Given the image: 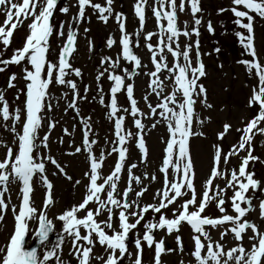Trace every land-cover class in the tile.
Instances as JSON below:
<instances>
[{
	"label": "snow or ice",
	"instance_id": "snow-or-ice-1",
	"mask_svg": "<svg viewBox=\"0 0 264 264\" xmlns=\"http://www.w3.org/2000/svg\"><path fill=\"white\" fill-rule=\"evenodd\" d=\"M114 0H106V6L92 3V0H77L78 13L68 23L67 32L64 31L65 22L59 25L51 22L54 12L67 14L69 8L61 6L58 8L59 0H0V9L4 15L3 24L0 25V57L8 50L14 31L24 25V20H30L27 24L28 35L22 47L12 49L10 58L0 59V73L5 72L9 65L21 68V76L24 88L19 89L14 81L17 73L10 74L7 88H17L16 98L21 93L24 95V107H17L11 114L13 126L7 128L18 137L15 151L12 146L4 145L5 154L0 159V220H3L5 212L10 205V185L18 184L19 194L22 202L18 206H11L14 216V234L10 236V242L5 247H0L3 253L0 264H49L55 259V264H71L69 260H63L60 256L61 246L64 239L61 238L56 245L43 253L42 258L37 255V249L24 248L25 235L28 231V221H39L40 243L48 239V233L52 230L53 221L47 218L46 211H40L30 201V193L34 192L35 185L41 184L46 190V197L42 201V208L47 209L55 201L52 196L54 184L48 179L46 164L55 166L53 175L62 176L73 184L80 186L83 181L84 195L81 201L67 210L63 211L57 218L63 222V231L70 238V256L75 257L78 264H123L127 259L129 264H144L143 252L145 246L152 252L151 264H163L162 255L172 252H184L182 237L179 234L183 224L190 226L193 242L192 250L188 253L194 264H264V231L261 230L254 220L249 219L253 211L258 208V217L264 223V182L255 178V172L249 170L250 162L259 160L253 155V140L257 135L264 136V63L260 61V54L255 47L254 24L257 19L264 21V0H230V6L220 8L217 14L231 12L234 19L232 23L243 29L244 32L236 31L234 35L242 45V55L246 59L238 60L237 63L245 67L251 78L257 83L252 88V95L247 107L258 106L256 114L249 119L242 128L236 131L240 134L236 144L230 146L227 152L222 147L226 134L231 125L224 123L222 130L217 133V142L213 144L214 154L212 167L209 175L202 182L198 193L195 185V166L190 154V138L204 136L203 131H197L195 124L203 126L210 117L201 118L196 114V105L199 103L207 109L213 107L207 100V89L199 81L206 77L207 72L200 51L199 27L202 18L197 17L201 11L199 0H157L159 7H153L152 13L156 19L158 32H144L146 15L145 6L148 0H136L134 4L135 17L138 18V29L129 34L126 31L123 13L113 12ZM186 3L190 7L192 25L187 21L180 26L179 13L185 11ZM86 6L91 7L99 13V19L107 23L110 16L118 24L121 33L119 45L121 46L120 57H102L101 64L108 67L97 73V91L99 100L105 105L108 119L114 118V139L105 140L110 149L101 147L97 154L93 147L98 144V138H92L89 119L81 120L84 131L82 141L76 145L73 140L70 143V151L63 154H83L85 163L88 165L83 173L82 179L73 180L66 171V165H62L53 155L49 148L50 132L56 126L57 121H48L47 132L39 135L47 117L43 115L44 110L51 112L54 107L59 106L61 98H66L68 93H62V97L54 96L50 88L61 85L71 89L72 100L66 105L65 111L72 110L79 116L78 101L87 99L86 93L89 87L85 86L81 95L77 84L67 77L75 75L81 77L79 68H74L70 58L76 50L77 25L85 19ZM107 13V14H106ZM166 21V25L161 21ZM246 21V22H245ZM90 29L85 28L87 33ZM207 30L214 34L211 21L207 22ZM65 37L64 43L59 44L58 51L53 49L50 38ZM157 37L156 44L151 41ZM186 38L183 46L180 37ZM195 36L197 39L192 40ZM135 37V40H133ZM143 37L144 48L149 54V63L153 66L151 70L144 72L150 77L148 87L152 94L160 97L156 104L149 102L148 95L142 97L148 108V112L142 111L138 101L134 97L133 75H139L137 69H146L147 65L142 63L141 57L133 50L140 47V38ZM116 40L111 36L107 39L108 48L113 47ZM92 50L89 42V51ZM219 53V47L213 49ZM208 55L210 53H204ZM54 59H49V56ZM172 57L171 63L168 56ZM120 58L129 62L131 67L120 65ZM223 68V65H218ZM120 68L122 74H116ZM107 73V79L112 81L110 86V100L106 104L105 94L100 85L101 78ZM167 73V75H163ZM163 76V78H161ZM165 80L168 83H165ZM169 90L165 92V89ZM126 96L130 107L119 105L118 94ZM95 98V97H94ZM55 101V104L53 103ZM0 114L3 120L10 118L9 103L5 99L3 90H0ZM120 112L130 114L133 118L135 132L125 128V116ZM21 113L24 114V122L17 132L16 124L20 121ZM152 120L151 127L159 124L166 125L168 138L164 140L166 147L162 158V165L158 171L163 174L161 188L153 194L155 203H141L148 187L143 184L145 179L150 182L156 180L153 174L148 173L134 175L133 170L138 167L137 163L128 164L130 149L127 147L129 141L140 154V164H146L148 150L144 133L146 125L141 118ZM68 134V129H63ZM91 134V135H90ZM63 143L62 139L58 140ZM48 150L47 152L42 150ZM240 152L246 153L240 157L238 168L227 169L230 157L239 156ZM116 154V159L109 167V174H104L103 167L106 157ZM264 163V161H261ZM171 169L172 178L168 172ZM122 173L126 176H122ZM125 187L119 188L121 180ZM224 181L223 187L215 183L216 180ZM140 185L139 188L133 187ZM231 191V195L228 193ZM248 195V193H250ZM5 193H9L7 203ZM260 193V195H257ZM258 201V205L253 202ZM175 205L174 208L170 206ZM215 206L218 215L208 213L211 206ZM80 212L84 215L81 217ZM171 212V216L168 213ZM153 214L152 219L146 220V214ZM104 216L103 220H99ZM158 217V218H157ZM142 225L143 232L138 229ZM135 230V231H134ZM154 230H165L166 235L175 232L176 248L166 247L164 239L155 240ZM216 231L219 239L214 240L211 233ZM251 233V235H249ZM132 234L135 238L132 245L135 251L128 247L127 241ZM231 236L237 243L235 246H226V237ZM247 236L250 247L243 244ZM99 245L102 248L100 254H94V249ZM181 264H184L181 261Z\"/></svg>",
	"mask_w": 264,
	"mask_h": 264
},
{
	"label": "rangeland",
	"instance_id": "rangeland-1",
	"mask_svg": "<svg viewBox=\"0 0 264 264\" xmlns=\"http://www.w3.org/2000/svg\"><path fill=\"white\" fill-rule=\"evenodd\" d=\"M22 2V0H18ZM136 0H114L113 2V12H121L126 17L125 26L126 31L131 34L138 29V18L135 17L134 4ZM92 3H99L101 6H106V0H92ZM179 3V0H177ZM61 6H67L69 12L67 14L60 13L58 10L54 12V19L51 21L57 25L60 22H65L64 31L67 32L68 23L72 22L73 17L78 13L77 0H59L58 8ZM230 6V0H199V7L201 11L196 15L202 18V23L199 27L200 31V51L202 53V60L205 65L207 72L206 77L201 78L199 81L207 89V100L208 103L212 104L211 109L204 108L199 103L196 105L197 116L204 118L210 117L203 126L195 124L194 128L197 131H203L204 136H194L190 138V154L195 166V185L197 192L201 190L202 182L209 175L210 169L212 167L214 148L213 144L217 142V133L222 130V125L226 122L231 125V129L226 134L222 142V147L225 152H227L231 145L236 144L239 140L240 134L236 131L237 128L244 127V124L251 119L257 112L258 106L253 108L247 107L249 99L252 95V88L256 85L257 81L251 78L246 69L241 64L237 63L238 60L249 58L247 55H242L243 48L239 43L238 38L234 35L236 31L244 32L243 29H239L238 26L232 23L234 17L231 12H224L217 14V10L220 8H227ZM153 7H159L157 0H148L145 6L146 22L144 27V32L153 31L158 32L156 19L152 13ZM107 14V13H106ZM99 13L86 6L85 9V19H82L77 27V38H76V50L73 56L70 58V62L74 68H79L82 72L81 77H76L71 75L67 77L72 79L79 89L81 95H85V86L89 87V91L86 93L87 99L78 101V107L80 110L79 116H76L74 111H65L66 105L72 100L71 89L66 88L61 85H56L51 87V93L56 97H62V93L67 92L66 98H61L59 101V106L54 107L51 112L44 110L43 115L47 117L44 121V126L41 127L39 135L43 136L47 130L48 121H57L56 126L50 132L49 148L51 150L50 154L53 155L62 165H66V171L69 176L76 179H82L83 173L87 169L88 165L85 163V157L83 154L79 155H67L66 153L70 151V143L75 141L76 145H80L82 141V132L84 131L83 124L80 122L84 119H89L92 126V131L95 136L92 138H98V144L93 147L96 149L97 154L101 147L110 149V145L105 143V140L114 139V118L113 120L108 119V114L105 105H102L99 100V93L97 91V81L95 79L98 72L103 71L108 67V64H101L102 57H111L116 59L120 57L121 46L119 45V39L121 33L118 28V24L113 16H110L107 23L101 21L99 18ZM4 15L2 14V9H0V25L3 24ZM180 26L183 27V22L187 21L189 26L192 25V15L190 7L186 3L185 11L179 13ZM211 21L214 34L209 33L207 30V22ZM30 20H24V25L19 27L14 31V35L11 38V43L8 50L5 52L3 57L0 59L10 58L12 55V49L20 48L23 46L26 36L28 35L27 24ZM246 22V21H245ZM162 24L166 25V21H161ZM90 29L85 33L84 29ZM116 40V44L113 47L108 48L106 41L109 37ZM254 36H255V47L257 52L260 54V61L264 63V21L257 19L254 24ZM65 37L57 38L55 35L50 38L53 49L58 51V45L64 43ZM197 37L193 36L192 40L195 41ZM135 40V37H133ZM89 42H91L92 50L89 51ZM153 44H156L157 37H153ZM181 46L186 43V38L180 37ZM219 47L221 51L216 53L213 51L214 48ZM3 46L0 45V49ZM133 50L138 54L142 63L147 65L146 69H137L139 75H133L132 82L134 83V97L138 101L139 108L148 112L145 101L142 99L143 96L148 95L149 102L153 105L156 104L160 97L152 94L151 89L148 87L150 82V77L144 75V72L151 70L152 65L149 63V54L144 48L143 37L140 38V47H135L133 45ZM204 53H210L205 55ZM49 59H54L53 56H49ZM168 61L171 63L172 57L168 56ZM223 65V68L218 67V65ZM121 68L131 67L129 62L124 61L120 58ZM2 66V65H0ZM116 74H122L121 69L115 70ZM17 73V80L14 83L17 88H24V81L20 78L21 68L15 65H9L5 72L0 73V90L4 91L5 99L9 103L10 118L7 121L3 120L2 114H0V159L4 157L5 147L12 146L15 151V145L18 142V137L11 133L7 128L13 126V120L11 114L14 113L17 107H24L25 97L21 93L19 99L16 98L17 88L8 89L7 82L11 73ZM163 75H167L164 73ZM163 78V76L161 77ZM112 81L107 79V73L101 78L100 85L104 91V98L106 104L110 100V86ZM167 84L168 81L165 80ZM169 89L166 88L165 92ZM95 97V98H94ZM119 105L123 107H130L126 96L121 93L118 94ZM55 104V101L53 102ZM2 107V105H0ZM120 115L125 116V128L127 130L135 132L133 118L130 114L120 112ZM142 123L146 125V130L144 133V138L146 141V147L148 150L147 162L146 164H140V154L138 149L134 146L133 141H129L127 147L130 149L128 155V164L137 163L138 167L133 170L134 175H141L142 173H148L149 176L155 175V181H149L145 179L143 184L148 187V192L144 195L141 203H155L153 200V194L159 188H161L163 183V174H161L158 169L162 165V158L164 155V148L166 147L163 142L168 138V133L166 131V125L161 123L157 127L152 128V120L146 117H139ZM24 122V114L21 113L20 121L15 125L17 132L20 131V126ZM68 129V134H65L63 129ZM91 135V134H90ZM62 139L63 143L59 144L58 140ZM253 155L259 157L258 161L250 162L249 170L255 172V178L264 182V136L257 135L253 140ZM42 151L47 152L44 149ZM246 153L240 152L239 156L230 157V162L226 166L227 169L238 168L241 160L240 157L245 156ZM116 159V154L106 157V164L103 167L104 174H109V167ZM48 179L54 184V189L52 190V196L54 197L55 203L48 207L46 210L43 209L42 201L46 197V190L41 184H36L33 193H30V201H34V205L40 211H46L47 218L53 221L52 224V237L51 240L40 247L38 256L42 258L45 251L51 250L56 243L64 239V243L61 246L60 256L63 260L71 261V264H78L74 255L70 256L69 252L71 250L70 238L63 231V222L57 217L62 214L63 211L67 210L71 206L79 203L82 196L84 195L83 181L80 186L73 187V184L62 176L53 175L56 171L55 166L51 164H46ZM169 178H172L171 169L168 172ZM122 176L126 174L122 173ZM215 183L219 184L221 187L224 185L222 179H218ZM19 185H10V205L9 209L5 212L3 220H0V247H5L10 242V236L14 234V216L11 211V206H18L22 202V197L19 194ZM125 187L124 180L122 179L119 188L123 189ZM133 187L139 188L140 185H135ZM248 193V195H250ZM228 195H231L229 191ZM260 195V193H257ZM9 193H5V200L7 203V198ZM264 199V196H261ZM258 205V201L253 202ZM175 205L170 206L174 208ZM208 213L216 216L218 211L215 206H211L208 209ZM79 215L83 217L84 213L80 212ZM171 216V212L168 213ZM105 217L100 216L99 220H103ZM153 214H146V220L152 219ZM158 218V217H157ZM249 219L254 220L258 225H260L261 230L264 231V223H262L258 217V208L253 211L249 216ZM145 221L138 225V229L143 232L142 225ZM38 219L28 221V231L25 235V245H30L34 242L37 233ZM135 231V230H134ZM179 234L182 237V243L184 247V252H172L169 254L162 255L163 264H194L193 258L188 254L193 247V242L191 240V229L186 223L180 228ZM214 240L219 239V234L216 231L211 233ZM251 235V233H249ZM155 240L159 241L164 239L166 247L176 248L175 243V232L172 235H166L165 230H154ZM135 237L130 234V238L127 241L128 247L135 251L132 240ZM226 246L232 247L237 243L233 240L231 236L226 238ZM243 244L246 248L250 247L247 236L244 237ZM102 248L97 245L94 249V254H100ZM3 253H0V259H2ZM152 252L145 246L143 252L144 264H151L152 262ZM49 264H55V259L49 261ZM92 264H97L95 260ZM123 264H129V261L125 259Z\"/></svg>",
	"mask_w": 264,
	"mask_h": 264
},
{
	"label": "water",
	"instance_id": "water-1",
	"mask_svg": "<svg viewBox=\"0 0 264 264\" xmlns=\"http://www.w3.org/2000/svg\"><path fill=\"white\" fill-rule=\"evenodd\" d=\"M49 237H50V232L48 233V239L46 241H44V242H47L49 240ZM40 245H41V243H40V240H39V236H37V239H36L35 243L30 248H28L27 250H30L31 248H36L38 250Z\"/></svg>",
	"mask_w": 264,
	"mask_h": 264
},
{
	"label": "bare ground",
	"instance_id": "bare-ground-1",
	"mask_svg": "<svg viewBox=\"0 0 264 264\" xmlns=\"http://www.w3.org/2000/svg\"><path fill=\"white\" fill-rule=\"evenodd\" d=\"M102 250V249H101Z\"/></svg>",
	"mask_w": 264,
	"mask_h": 264
}]
</instances>
